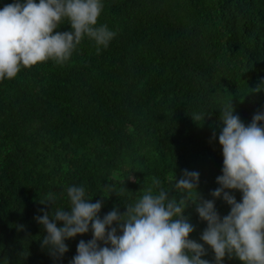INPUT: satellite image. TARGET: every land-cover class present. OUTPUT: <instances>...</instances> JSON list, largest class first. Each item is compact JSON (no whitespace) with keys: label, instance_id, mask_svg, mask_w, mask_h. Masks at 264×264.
Here are the masks:
<instances>
[{"label":"trees","instance_id":"1","mask_svg":"<svg viewBox=\"0 0 264 264\" xmlns=\"http://www.w3.org/2000/svg\"><path fill=\"white\" fill-rule=\"evenodd\" d=\"M13 2L0 0V9ZM102 3L97 26L116 33L106 48L97 52L85 36L67 62L49 60L0 81V264H70L91 229L66 240L69 251L58 257L42 247L47 233L34 217L53 210L41 203L49 192L54 208H68L72 185L102 201L101 219L124 213L154 179L179 196L175 177L186 169L199 172V194L214 199L223 168L219 108L232 100L246 126L264 113V0ZM70 30L67 19L57 29ZM215 207L221 217L230 212L222 197ZM184 216L195 229L189 239L215 264L196 205ZM222 264L242 262L226 256Z\"/></svg>","mask_w":264,"mask_h":264},{"label":"clouds","instance_id":"2","mask_svg":"<svg viewBox=\"0 0 264 264\" xmlns=\"http://www.w3.org/2000/svg\"><path fill=\"white\" fill-rule=\"evenodd\" d=\"M103 7L102 0H14L6 4L0 9V81L14 79L22 69L49 60L67 62L85 36L95 41L97 52L99 46L106 48L116 33L107 25L97 26ZM64 19L71 30L57 31ZM219 110L223 168L216 178L220 187L210 193L214 199L199 194V172L186 169L178 181L175 177L179 196L170 197V190L154 179L138 199L125 203L124 213L113 209L101 219L102 201L90 202L83 186L72 185L66 189L68 208H54L52 192L41 202L53 206L51 213L41 209L43 215L34 217L47 233L42 247L62 257L69 251L66 240L91 229L93 238L79 241L70 264H210L202 259L207 254L204 245L189 239L195 229L184 211L191 203L207 222L201 240L213 250L215 264H222L226 256L242 264H264V113L255 114L246 126L234 114L232 100ZM192 119L197 122L206 117L193 114ZM226 190L241 192L242 200L237 202ZM221 197L230 206L223 217L215 207V199ZM57 221L63 226L58 227Z\"/></svg>","mask_w":264,"mask_h":264}]
</instances>
